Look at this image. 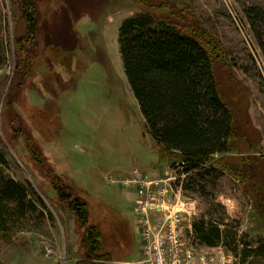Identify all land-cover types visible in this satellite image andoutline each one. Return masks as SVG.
Masks as SVG:
<instances>
[{
  "label": "rangeland",
  "instance_id": "rangeland-1",
  "mask_svg": "<svg viewBox=\"0 0 264 264\" xmlns=\"http://www.w3.org/2000/svg\"><path fill=\"white\" fill-rule=\"evenodd\" d=\"M64 1L39 0L40 20H50ZM21 2L0 0V150L8 163L5 174L38 203L36 211L0 232V264L82 262L83 229L57 197L58 190L68 188L88 205V223L99 227L109 264L137 262L135 194L106 181L132 170L170 184L166 202H178L174 210L185 209L186 229L216 221L252 251L242 263L222 246L197 244L198 249L222 248L227 264H264V52L246 13L252 7L264 9V0H77L70 18L80 51L70 62V81L63 91L49 86L57 78L43 73L42 63L51 52L41 47L36 51L39 74L23 82L14 77L16 42L23 41L26 53L35 52ZM143 11L171 15L184 30L188 23V30L215 46L216 80L240 120L238 157L247 164L248 177L232 166L201 189L188 182L181 164L159 160L153 151L118 45L120 24ZM236 156L230 152L225 163L232 164Z\"/></svg>",
  "mask_w": 264,
  "mask_h": 264
},
{
  "label": "trees",
  "instance_id": "trees-1",
  "mask_svg": "<svg viewBox=\"0 0 264 264\" xmlns=\"http://www.w3.org/2000/svg\"><path fill=\"white\" fill-rule=\"evenodd\" d=\"M75 1L71 5V0H65L50 20L41 21L39 0H22L20 11L26 23V36L32 38L35 52L26 53L23 41L16 42V80L23 82L39 74L41 65L36 61V51L41 47L51 52L42 63L46 68L43 73L58 81L49 86L59 85L63 91L65 82L70 81V62L80 51L70 18ZM246 13L252 17L254 32L264 52V9L252 7ZM184 26L185 30L171 15L143 11L120 24L118 45L123 72L147 135L154 143L153 151L159 160L181 164L188 182L203 189L214 176L231 170L232 166L235 172L243 169L245 177L249 172L247 164L240 163L241 157H238L240 120L216 80L215 46L210 39L188 30V23ZM54 92L52 95L47 92L52 100ZM232 151L237 156L231 159L232 164L225 163V156ZM7 168V160L0 150V232L3 233L36 211L38 203L28 196L24 185L5 174ZM57 197L70 207L83 229L80 244L84 257L79 264H109L110 257L102 252L99 227L88 223L86 202L71 188L58 190ZM192 233L198 245L231 249L242 263L252 251L247 244H239L235 232L216 221L193 224Z\"/></svg>",
  "mask_w": 264,
  "mask_h": 264
},
{
  "label": "built area",
  "instance_id": "built-area-1",
  "mask_svg": "<svg viewBox=\"0 0 264 264\" xmlns=\"http://www.w3.org/2000/svg\"><path fill=\"white\" fill-rule=\"evenodd\" d=\"M106 181L135 194L133 212L140 232L139 259L131 264L228 263L220 247L198 249L190 225L187 229L184 227L182 215L185 209L174 210L180 204L166 202L171 191L170 184L165 185L163 180L147 179L137 170L123 177H108ZM180 192L181 187L176 194L180 195ZM163 205L170 208L163 209Z\"/></svg>",
  "mask_w": 264,
  "mask_h": 264
},
{
  "label": "crops",
  "instance_id": "crops-1",
  "mask_svg": "<svg viewBox=\"0 0 264 264\" xmlns=\"http://www.w3.org/2000/svg\"><path fill=\"white\" fill-rule=\"evenodd\" d=\"M121 190V189H120ZM123 191V190H122ZM134 199V198H133ZM133 202V207H134V203H135V199H134V201H132ZM133 210H134V208H133ZM136 224H137V221H136ZM139 244V243H138Z\"/></svg>",
  "mask_w": 264,
  "mask_h": 264
}]
</instances>
